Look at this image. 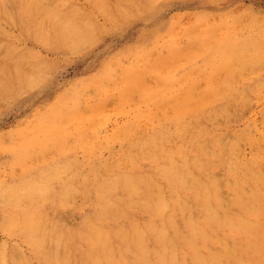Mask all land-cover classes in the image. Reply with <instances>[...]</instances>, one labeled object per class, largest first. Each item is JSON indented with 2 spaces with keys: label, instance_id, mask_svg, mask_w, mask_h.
<instances>
[{
  "label": "rangeland",
  "instance_id": "rangeland-1",
  "mask_svg": "<svg viewBox=\"0 0 264 264\" xmlns=\"http://www.w3.org/2000/svg\"><path fill=\"white\" fill-rule=\"evenodd\" d=\"M30 1L2 0L4 5L0 2V253L5 260L2 263L107 264L103 256H110L108 264H154L161 260L165 264H213L209 256L213 254L221 264H264V0ZM52 7L56 14H67L69 21L54 14ZM109 8L111 12L106 13ZM49 12L52 19L55 16L61 19L58 25L49 22L52 20ZM76 17L83 19L81 26ZM41 22L46 31H38ZM17 77H21L19 81ZM124 128L129 129L127 134ZM56 192L61 194L56 196ZM159 231L166 238H160ZM139 235L145 249L138 245ZM103 247L107 249L102 250ZM11 260L15 263H10Z\"/></svg>",
  "mask_w": 264,
  "mask_h": 264
},
{
  "label": "bare ground",
  "instance_id": "bare-ground-1",
  "mask_svg": "<svg viewBox=\"0 0 264 264\" xmlns=\"http://www.w3.org/2000/svg\"><path fill=\"white\" fill-rule=\"evenodd\" d=\"M27 1H28V0H27ZM34 1H35V0H34ZM39 1H40V0H39ZM59 1H60V0H59ZM61 1H63V0H61ZM95 1H96V0H94V2H95ZM116 1H118V0H116ZM155 1H156V0H155ZM0 2H1V4H3V3H2V0H0ZM7 2H9V0H7ZM31 2H33V1L31 0L30 3H31ZM40 2H41V1H40ZM68 2H69V1H68ZM101 2H102V1H101ZM122 2H124V1H121V3H122ZM136 2H137V1H136ZM35 3H37V1H35ZM53 3H54V2H53ZM106 3H107V2H106ZM116 3H117V2H115V5H116ZM118 3H119V4H118ZM118 3H117V5H123V4H124V3L121 4L120 2H118ZM126 4H128V3H126ZM153 4H154V3H153ZM3 5H4V4H3ZM32 5H33V7L36 6V5L34 6L33 3H32ZM52 5H53V4H52ZM105 5H106V4H105ZM8 6H9V5H8ZM10 6H11V8L13 7L11 4H10ZM10 6H9V8H10ZM38 6L41 7V10H42V6H41V5H38ZM57 6H58V5H57ZM63 6H64V5H63ZM74 6H75V5H74ZM99 6L102 7L103 5H100V4H99ZM106 6H107V5H106ZM124 6H125V4H124ZM132 6H133V5L131 4V7H132ZM76 7H77V6H76ZM101 7H100V8H101ZM115 7H116V6H115ZM118 7H119V6H118ZM125 7H126V6H125ZM137 7H138V6H137ZM148 7H149V6H148ZM151 7H152V6H151ZM2 8H3V7H2ZM5 8H6V6H5ZM23 8H24V7H23ZM37 8H38V7H37ZM43 8H44V7H43ZM49 8H51V7H49ZM55 8H56V7H55ZM102 8H105V7H102ZM102 8H101V9H102ZM138 8H139V7H138ZM153 8H154V7H153ZM7 9H8V8H7ZM31 9H32V8H31ZM44 9H45V8H44ZM44 9H43V10H44ZM73 9H75V8L73 7ZM79 9H80V8H79ZM81 9H82V8H81ZM81 9H80V10H81ZM110 9H111V8H109V10L106 9V10H107L106 13H108V12L110 13V12H111ZM116 9H117V8H116ZM134 9H135V7H134ZM154 9H155V8H154ZM10 10H11V9H10ZM34 10H35V9H33L32 11H34ZM57 10H59V9H57ZM69 10H72V9L69 8ZM69 10H68V11H69ZM103 10L105 11V9H103ZM121 10H122V9H121ZM139 10H140V9H139ZM3 11H4V10H3ZM8 11H9V10H8ZM11 11H12V10H11ZM46 11H47V9H46ZM51 11L54 13L55 10H53V7H52V10H51ZM65 11H66V10H65ZM75 11H77V9H76ZM75 11L73 10V12H75ZM101 11H102V10H101ZM104 11H103V12H104ZM117 11H118V10H117ZM132 11H133V9H132ZM140 11H141V10H140ZM151 11H152V10H151ZM62 12H63V10H62ZM66 12H67V11H66ZM77 12H78V11H77ZM79 12H80V11H79ZM81 12H83V11H81ZM81 12H80V13H81ZM118 12H119V11H118ZM121 12H122V11H121ZM128 12H129V10H128ZM137 12H138V11H137ZM141 12H142V11H141ZM145 12H146V11H145ZM1 13H2V12H1ZM12 13H13V11L11 12V14H12ZM38 13H39V12H38ZM47 13H48V12H47ZM49 13H50V12H49ZM58 13H59V12H58ZM63 13H64V12H63ZM71 13H72V12H71ZM122 13H123V12H122ZM125 13H126V12H125ZM129 13H130V12H129ZM149 13H150V12H149ZM11 14H9V15H11ZM39 14H40V13H39ZM43 14H44V13H43ZM54 14H56V13H54ZM64 14H65V13H64ZM73 14H74V13H73ZM146 14H147V13H146ZM150 14H151V13H150ZM4 15H6V14H4ZM45 15H46V14H45ZM45 15H44V16H45ZM49 15H50V17H51L50 19H52V16H53V15H52L51 13H50ZM56 15H58V17H59L60 15H62V13L60 12L59 14H56ZM66 15H67V14H66ZM66 15H64V16L62 15L63 17H61V19H63ZM106 15H107V14H106ZM109 15H110V14H109ZM109 15H108V16H109ZM113 15H114V13H113ZM123 15H124V13H123ZM123 15H122V16H123ZM131 15H132V14H131ZM11 16H12V15H11ZM42 16H43V15H42ZM44 16H43V17H44ZM46 16H48V15H46ZM46 16H45V17H46ZM67 16H68V15H67ZM77 16H79V15H77ZM116 16H117V15H116ZM138 16H139V15H138ZM2 17H3V16H2ZM12 17H13V16H12ZM12 17H10V18H12ZM58 17H57V18H58ZM110 17H111V16H110ZM125 17H127V16H125ZM255 17H256V16H255ZM260 17H261V15H260ZM260 17H259V18H260ZM41 18H42V17H41ZM47 18H48V20H50L49 17H47ZM47 18H45V19H47ZM57 18H56V16L53 17V19H55L56 22H55V21L53 22V19L50 20L49 22L52 21V23H54L53 25L56 26L55 23H57V25H58V23H59L60 20H61V19H60V20L58 19L59 22H57V21H58ZM66 18H68V17H65L64 19H66ZM69 18H70V16H69ZM76 18H77V17H76ZM127 18H128V17H127ZM250 18H251V17H250ZM2 19H3V18H2ZM12 19H13V18H12ZM45 19L43 18V20H45ZM72 19H73V18H72ZM78 19H79V21H80V20H81V21L83 20V19H80V17H78L77 20H78ZM252 19H253V18H252ZM43 20H42V21H43ZM247 20H248V18H247ZM45 21H46V20H45ZM66 21H69V19H66ZM66 21H65V22H66ZM73 21H76L75 18H74ZM73 21H72L71 23H73ZM79 21H77V22H79ZM81 21L78 23L79 25H80ZM4 22H5V21H4ZM62 22H63V21H62ZM77 22H76V24H77ZM245 22H246V20H245ZM245 22H244V23H245ZM250 22H251V21H250ZM256 22H258V21H256ZM14 23H15V22H14ZM43 23L45 24L44 21H43ZM43 23H42V22L40 23V25H42V27H43ZM247 23H248V22H247ZM16 24H17V23H16ZM252 24H253V23H252ZM257 24H258V23H257ZM3 25H4V24H3ZM13 25L15 26V24H13ZM40 25L38 26V27L40 28V30L38 29V31L40 32V31H42V30H44V29H45V31H46V28H47V27H46V28H45V27L42 28ZM46 25H47V22H46ZM61 25H62V23H61ZM63 25H64V22H63ZM73 25H75V23H73ZM79 25H78V27H79ZM84 25H85V24H84ZM87 25H88V24H87ZM249 25H250V24H249ZM11 26H12V25H11ZM47 26H48V25H47ZM55 26H54V27H55ZM65 26H67L66 23H65ZM65 26H63L64 29H66ZM75 26H76V25H75ZM80 26H81V25H80ZM236 26H238V25H236ZM236 26H235V27H236ZM246 26H247V24H246ZM250 26H251V25H250ZM12 27H13V26H12ZM52 27H53V26H52ZM54 27H53V28H54ZM88 27H89V25H88ZM240 27H241V25H240ZM240 27H239V28H240ZM244 27H245V25H244ZM57 28H58V27H57ZM229 28H230V27H229ZM248 28H249V27H248ZM253 28H254V27H253ZM4 29H5V28H4ZM41 29H42V30H41ZM61 29H62V27H61ZM61 29H60V31H61ZM71 29H72V28H71ZM235 29H236V28H235ZM241 29H242V28H241ZM244 29H245V28H244ZM52 30H53V29H52ZM55 30H56V28H55ZM58 30H59V29H58ZM56 31H57V30H56ZM62 31H63V30H62ZM65 31H66V30H65ZM232 31H233V29H232ZM241 31H244V30H241ZM71 32H72V31H71ZM213 32H214V31H213ZM237 32H238V31H237ZM42 33H44V32H42ZM48 33H49V32H47L46 34H48ZM55 33H56V32H55ZM36 34H37V33H36ZM40 34H41V33H40ZM61 34H63V33L61 32ZM70 34H71V33H70ZM72 34H73V32H72ZM72 34H71V35H72ZM226 34H227V33H226ZM27 35H28V34H27ZM219 35H220V33H219ZM41 36L44 37V35H39V38H40ZM196 36H198V35H196ZM225 36H226V35H225ZM257 36H258V35H257ZM77 37L80 38L79 36H77ZM194 37H195V36H194ZM206 37H207V36H206ZM68 38H69V37H67V40H68ZM70 38H71V37H70ZM195 38H196V37H195ZM198 38H200V37H198ZM50 39H51V37H50ZM65 39H66V38H65ZM193 39H194V38H193ZM211 39H212V38H211ZM39 40H40V39H39ZM42 40H44V39H42ZM201 40H202V39H201ZM203 40H204V39H203ZM203 40H202V41H203ZM212 40L215 41V39H212ZM45 41H46V40H45ZM69 41H70V40H69ZM205 41H206V40H205ZM210 41H211V40H210ZM218 41H219V40H218ZM218 41H216V42H218ZM248 41H249V40H248ZM263 41H264V40H263ZM46 42H47V41H46ZM203 42H204V41H203ZM42 43H43V42H42ZM44 43H45V42H44ZM67 43H68V42H67ZM210 43H211V42H210ZM214 43H215V42H214ZM226 43H227V42H226ZM211 44H212V43H211ZM217 44H219V43H217ZM1 46H2V45H1ZM7 46H9V45H7ZM219 46H220V44H219ZM189 47H190V46H189ZM192 47H193V46H191V48H192ZM213 47H215V46H213ZM220 47H221V46H220ZM197 48H198V46H197ZM218 48H219V47H218ZM7 49H9V48H7ZM170 49H171V48H170ZM210 49H211V48H210ZM210 49H208V50H210ZM213 49H214V48H213ZM9 50H10V49H9ZM215 50H218V49H215ZM220 50H221V49H220ZM222 50H225V49H222ZM16 51H17V50H16ZM190 51H191V49H190ZM198 51H199V50H198ZM212 51H213V50H212ZM191 52H192V51H191ZM218 52H219V51H218ZM221 52H222V51H221ZM192 53H193V52H192ZM206 53H207V52H206ZM208 53H210V52H208ZM208 53H207V54H208ZM214 53H216V52H214ZM202 54H204V53H202ZM207 54H205V55H207ZM194 55H198V54L195 53ZM190 56H191V55H190ZM214 57H216V55H215ZM172 58H173V57H172ZM211 58H212V57H211V55H210V59H211ZM220 58H221V57H220ZM214 59H215V58H214ZM194 60H195V59H194ZM199 60H200V59H199ZM142 61H143V60H142ZM218 61H219V60H218ZM232 61H233V60H232ZM144 62H145V61H144ZM196 63H197V62H196ZM211 63H212V62H211ZM213 63H214V62H213ZM213 63H212V64H213ZM194 64H195V63H194ZM192 65H193V64H192ZM199 65H200V64H199ZM199 65H198V67L200 68ZM201 65H202V64H201ZM209 65H210V64H209ZM215 65H216V63H215ZM221 65H222V64H221ZM221 65H220V66H221ZM31 66H32V65H31ZM143 66H144V65H143ZM190 66H191V65H190ZM202 66H203V65H202ZM206 66H208V65H206ZM33 67H34V66H33ZM162 67H164V65H163ZM214 67H215V66H214ZM222 67H224V66L222 65ZM251 67H255V65H254V66H251ZM251 67H250V69H251ZM179 68H180V67H179ZM184 68H185V67H184ZM176 69H177V68H176ZM207 69H208V68H207ZM218 69H219V68H218ZM246 69H247V68H246ZM131 70H132V69H131ZM162 70H163V72H164V68H163ZM168 70H169V69H168ZM174 70H175V69H174ZM201 70H203V69H201ZM205 70H206V69H205ZM205 70H204V71H205ZM219 70H220V69H219ZM224 70H225V69H224ZM252 70H253V69H251V70H249V71L252 72ZM136 71H137V70H136ZM182 71H183V70H182ZM197 71H198V69H197ZM204 71H203V72H204ZM246 71H247V70H246ZM160 72H162V71H160ZM169 72H170V71H169ZM191 72H192V71H191ZM216 72H217V71H216ZM242 72H243V70H242ZM256 72H257V71H256ZM123 73H124V72H123ZM153 73H154V72H153ZM167 73H168V72H167ZM174 73H175V72H174ZM193 73H195V72H193ZM200 73H201V72H200ZM239 73H240V72H239ZM235 74H237V73H235ZM235 74H234V75H235ZM246 74H247V73H246ZM165 75H166V74H165ZM221 75H222V74H221ZM223 75H224V73H223ZM230 75H233V74H230ZM15 76H16V75H15ZM26 76H27V74H26ZM169 76H170V75H169ZM200 76H201V75H200ZM213 76H214V75H213ZM224 76H225V75H224ZM224 76H223V77H224ZM228 76H229V75H228ZM18 77H19V76H18ZM18 77H17V79H18ZM114 77H115V76H114ZM165 77H166V76H165ZM205 77H206V76H205ZM232 77H233V76H232ZM234 77H235V76H234ZM250 77H251V76H250ZM4 78H7V76L4 77ZM20 78H21V77H20ZM20 78H19V79H20ZM24 78H25V77H24ZM26 78H27V77H26ZM26 78H25V79H26ZM100 78H101V77H100ZM172 78H173V77H172ZM212 78H213V77H212ZM221 78H222V77H221ZM228 78H229V77H228ZM228 78H227V79H228ZM236 78H237V77H236ZM19 79H18L17 81H19ZM101 79H103V78H101ZM105 79H106V78H105ZM210 79H211V77H210ZM214 79H215V78H214ZM240 79H241V78H240ZM15 80H16V79H15ZM165 80H166V79H165ZM192 80H193V79H192ZM207 80H208V79H206V81H207ZM220 80H221V79H220ZM238 80H239V79H238ZM238 80H237V81H238ZM2 81H3V80H2ZM21 81H22V80H21ZM21 81H20V82H21ZM184 81H185V80H184ZM214 81H215V80H214ZM216 81H217V79H216ZM234 81H235V80L233 79V82H234ZM237 81H236V82H237ZM239 81H240V80H239ZM239 81H238V82H239ZM246 81H248V80H246ZM256 81H257V80H256ZM103 82H104V81H103ZM105 82H106V81H105ZM202 82H203V81H202ZM242 82H244V81L242 80ZM261 82H262V80H261ZM4 83H5V82H4ZM11 83H12V82H11ZM21 83L23 84V82H21ZM21 83H20V84H21ZM173 83H174V82H173ZM198 83H199V82H198ZM200 83H201V82H200ZM212 83H213V81H212ZM217 83H218V81H217ZM221 83H223V81H222ZM228 83H229V82H228ZM174 84H175V83H174ZM203 84H204V83H203ZM203 84H202L201 86H203ZM231 84H233V83H231ZM0 85H1V84H0ZM4 85H5V84H4ZM154 85H155V84H154ZM229 85H230V84H229ZM235 85H236V84H235ZM258 85H259V83H258ZM14 86H16V85H14ZM194 86H195V85H194ZM205 86H206V85H205ZM217 86H219V85H217ZM221 86H222V85H221ZM231 86H232V85H231ZM231 86H230V87H231ZM236 86H237V85H236ZM154 87H155V86H154ZM156 87H157V86H156ZM192 87H193V86H192ZM207 87H208V86H207ZM207 87H206V90H207ZM209 87H210V86H209ZM233 87H234V85H233ZM133 88H135V87H133ZM133 88H131V89H133ZM136 88H137V87H136ZM138 88H139V87H138ZM194 88H196V87H193L192 89H194ZM199 88H200V86H199ZM218 88H219V87H218ZM218 88H217V90H218ZM222 88H223V87H222ZM224 88H225V87H224ZM139 89H140V88H139ZM203 89H204V88H203ZM226 89H227V88H226ZM235 89H236V88H235ZM251 89H252V88H251ZM133 90H134V91H137V93L139 92L137 89H136V90L133 89ZM196 90H197V88H196ZM243 90H244V89H243ZM127 91H129V88H127ZM130 91H131V90H130ZM190 91H191V89H190ZM190 91H188V92H190ZM171 92H172V91H171ZM191 92H193V91H191ZM208 92H209V91H208ZM208 92H207V93H208ZM225 92L227 93V91H225ZM167 93H168V92H167ZM207 93H206L205 95H207ZM211 93H212V92H210L209 94H211ZM229 93H230V92H229ZM125 94H127V93L125 92ZM134 94H135V93H134ZM220 94H221V93H220ZM247 94H248V93H247ZM123 95H124V94H123ZM127 95H128V94H127ZM229 95H232V94H229ZM124 96H125V95H124ZM124 96H123V97H124ZM207 96H208V95H207ZM243 96H246V95H243ZM248 96H249V95H248ZM150 97H153V96H150ZM169 97H170V95H169ZM178 97H179V96H178ZM190 97H191V96H190ZM195 97H196V96H195ZM210 97H211V96H210ZM210 97H209V98H210ZM227 97H228V96H227ZM154 98H155V97H154ZM162 98H163V97H162ZM176 98H177V97H176ZM182 98H183V96H182ZM186 98H187V97H186ZM201 98H202V97H201ZM209 98H208V99H209ZM214 98H215V97H214ZM219 98H221L220 95H219ZM240 98H241V97H240ZM180 99H181V98H180ZM190 99H191V98H190ZM194 99H195V98H194ZM234 99H235V98H234ZM252 99H253V98H252ZM252 99H251V100H252ZM158 100H159V99H156V101H158ZM204 100H206V99L204 98ZM215 100H216V99H215ZM218 100H219V99H218ZM235 100H236V99H235ZM162 101H163V100H162ZM196 101H198V100L196 99ZM196 101H195V102H196ZM229 101H230V100H229ZM232 101H233V100H232ZM240 101H241V100H240ZM243 101H244V100H243ZM163 102H164V101H163ZM212 102H213V101H212ZM161 103H162V102H161ZM169 103H170V102H169ZM196 103H197V102H196ZM230 103H231V102H230ZM236 103H237V102H236ZM244 103H246V102H244ZM212 104H213V103H212ZM226 104H227V107H228V104H229V103L226 102ZM233 104L235 105V103H233ZM239 104H240V102H239ZM246 104H247V103H246ZM112 105H113V104H112ZM165 105H166V104H165ZM182 105H183V104H182ZM231 105H232V103H231ZM62 106H63V105H62ZM189 106H190V105H189ZM220 106H222V104H221ZM244 106H245V105H244ZM229 107H230V106H229ZM235 107H236V105H235ZM235 107L233 108V109H234V110H233L234 112H235ZM60 108H62V107L60 106ZM237 108H238V107H237ZM213 109H214V108H213ZM224 109H225V108H224ZM214 110H215V109H214ZM217 110H218V109H217ZM225 110H226V109H225ZM236 110H237V109H236ZM60 111H61V110H60ZM66 111H68V110H66ZM175 111H176V110H175ZM181 111H182V110H181ZM195 111H197V110H195ZM210 111H211V110H210ZM223 111H224V110H223ZM61 112H62V111H61ZM63 112H64V111H63ZM185 112H186V111H185ZM193 112H194V110H193ZM200 112H201V111H200ZM215 112H216V111H215ZM221 112H222V111H221ZM224 112H225V111H224ZM228 112H229V111H228ZM204 113H205V112H204ZM211 113H213V112L211 111ZM216 113H217V112H216ZM230 113H233V112H230ZM77 114H78V113H77ZM172 114H173V113H172ZM185 114H186V113H185ZM185 114H184V115H185ZM235 114H236V113H235ZM249 114H250V113H249ZM211 115H212V114H211ZM211 115H208V117L211 116ZM220 115H221V114H220ZM263 115H264V114H263ZM164 116H165V115H164ZM185 116H186V115H185ZM204 116H205V115H204ZM223 116H224V115H223ZM231 116H232V115H231ZM176 117H177V116H176ZM176 117H175V118H176ZM180 117H181V116H180ZM200 117H202V116H200ZM235 117H236V116H235ZM173 118H174V117H173ZM189 118H190V117H189ZM217 118H218V117H217ZM238 118H239V117H238ZM156 119H157V118H156ZM242 119H243V118H242ZM262 119H263V118H262ZM158 120H159V119H158ZM183 120H184V119H183ZM239 120H241V118H240ZM160 121H161V120H160ZM160 121H159V122H160ZM162 121H163V120H162ZM165 121H166V120H165ZM187 121H188V120H187ZM189 121L191 122L190 119H189ZM154 122H155V121H154ZM163 122H164V121H163ZM166 122H167V121H166ZM197 122H198V121H197ZM225 122H226V121H225ZM228 122H229V121H228ZM232 122H233V121H232ZM236 122H237V121H236ZM181 123H182V122H181ZM183 123H184V122H183ZM185 123H186V122H185ZM234 123H235V121H234ZM248 123H249V122H248ZM128 124L130 125V123H128ZM128 124H127V125H128ZM197 124H198V123H197ZM134 125H135V124H134ZM157 125H159V124L157 123ZM162 125H164V124H162ZM187 125H188V124H187ZM198 125H199V124H198ZM200 125H202V124H200ZM203 125H204V123H203ZM246 125H247V123H246ZM131 126H132V125H131ZM152 126H153V124H152ZM243 126H244V125H243ZM243 126H242V127H243ZM61 127L65 128L64 126H61ZM125 127H126V126H125ZM127 127H129V129H130V126H127ZM134 127H135V126H134ZM173 127H174V126H172V128H173ZM203 127L205 128L206 125L203 126ZM248 127H249V126H248ZM120 128H121V127H120ZM132 128H133V127H132ZM132 128H131V129H132ZM161 128H162V127H161ZM127 129H128V128H127ZM127 129H126V130H127ZM129 129H128V130H129ZM152 129H153V128H152ZM158 129H159V128H158ZM120 130H121V129H120ZM124 130H125V128L123 129V132H124ZM126 130H125V133L127 132ZM159 130H160V129H159ZM159 130H158V131H159ZM169 130H170V129H169ZM57 131H59V130H57ZM91 131H92V130H91ZM121 131H122V130H121ZM130 131H131V130H130ZM160 131H161V130H160ZM185 131H186V130H185ZM199 131H200V130H199ZM116 132H117V131H116ZM118 132H120V131H118ZM128 132H129V131H128ZM135 132H136V131H135ZM145 132H146V131H145ZM154 132H155V131H154ZM161 132H162V131H161ZM161 132H159V133H161ZM167 132H169V131H167ZM179 132H180V130H179ZM205 132H207V131L205 130ZM215 132H216V131H215ZM120 134H121V133H120ZM120 134H118V135H120ZM126 134H127V133H126ZM126 134H125V135H126ZM138 134H139V132H138ZM177 134H178V133H177ZM224 134H225V133H224ZM121 135H123V133H122ZM125 135H124V136H125ZM204 135H205V134H204ZM210 135H211V134H210ZM212 135H213V134H212ZM226 135H227V134H226ZM93 136H94V133H93ZM127 136H128V135H127ZM151 136H152V134H151ZM185 136H186V135H185ZM229 136H230V135H229ZM113 137H116V135H114ZM119 137H120V136H119ZM153 137H154V136H153ZM224 137H225V136H224ZM224 137H223V139H224ZM242 137H243V136H242ZM105 138H106V137H105ZM116 138H117V137H116ZM146 138H147V137H146ZM160 138H161V137H160ZM160 138H159V139H160ZM165 138H166V137H165ZM180 138H181V137H180ZM107 139H108V138H107ZM125 139H126V138H125ZM133 139H134V138H133ZM163 139H164V138H163ZM163 139H162V141H163ZM167 139H168V138H167ZM181 139H182V138H181ZM194 139H195V138H194ZM219 139H220V138H219ZM232 139H233V138H232ZM238 139H239V138H238ZM238 139H237V140H238ZM141 140H142V138H141ZM160 140H161V139H160ZM160 140H159V141H160ZM168 140H169V139H168ZM221 140H222V139H221ZM233 140H234V139H233ZM237 140H236V141H237ZM109 141H110V140H109ZM135 141H136V140H135ZM142 141H143V140H142ZM185 141H186V140H185ZM190 141H191V140H190ZM227 141H228V140H227ZM132 142H133V141H132ZM164 142H165V141H164ZM208 142H209V141H208ZM217 142H219V141H217ZM237 142H238V141H237ZM134 143H135V142H134ZM134 143H133V144H134ZM139 143H140V142H139ZM147 143H148V142H147ZM153 143L156 144V142H153ZM168 143H170V142L168 141ZM182 143H183V142H182ZM196 143H197V142H196ZM212 143H213V142H212ZM222 143H223V142H222ZM231 143H232V142H231ZM235 143H236V142H235ZM197 144H198V143H197ZM199 144H200V143H199ZM217 144H218V143H217ZM98 145H99V144H98ZM173 145H174V144H173ZM218 145H220V144H218ZM231 145H233V144H231ZM238 145H240V144H238ZM95 146H96V144H95ZM102 146H103V145H102ZM140 146H141V145H140ZM151 146H152V145H151ZM229 146H230V145H229ZM236 146H237V145H236ZM99 147H100V146H99ZM144 147H145V146H144ZM199 147H200V146H199ZM204 147H205V146H204ZM208 147H209V145H208ZM152 148H153V147H152ZM152 148H150V149H152ZM176 148H177V147H176ZM209 148H210V147H209ZM140 149H141V148H140ZM140 149H139V150H140ZM210 149H211V148H210ZM91 150H92V149H91ZM97 150H98V149H97ZM99 150H100V149H99ZM88 151H89V150H88ZM219 151H220V150H219ZM235 151H236V150H235ZM133 152H134V151H133ZM133 152H132V153H133ZM135 152H136V151H135ZM138 152H139V151H138ZM211 152H212V151H211ZM143 153H144V152H143ZM143 153H142V154H143ZM216 153H217V152H216ZM232 153H233V152H232ZM22 154H23V153H22ZM136 154H137V153H136ZM19 155H21L20 152L18 153V156H19ZM143 155H144V154H143ZM143 155H142V156H143ZM153 155H154V154H152V156H153ZM161 155H162V154H161ZM183 155H184V154H183ZM183 155H182V156H183ZM214 155H215V154H214ZM221 155H222V154H221ZM237 155H238V154H237ZM18 156H16V157H18ZM130 156H131V155H130ZM133 156H134V154H133ZM133 156H132V157H133ZM139 156H140V155H139ZM144 156H145V155H144ZM234 156H235V155H234ZM137 157H138V156H137ZM153 157H154V156H153ZM211 157H212V156H211ZM257 157H258V156H257ZM138 158H139V157H138ZM161 158H162V157H161ZM172 158H173V157H172ZM228 158H229V157H228ZM32 159H33V158H32ZM37 159H38V158H37ZM41 159H43V158H41ZM129 159H130V157H129ZM156 159H157V158H156ZM196 159H197V158H196ZM205 159H206V158H205ZM19 160H20V159H19ZM21 160H23V159H21ZM72 160H73V159H72ZM144 160H145V159H144ZM189 160H191V157H190ZM38 161H39V160H38ZM121 161H122V160H121ZM148 161H149V160H148ZM155 161H156V160H155ZM187 161H188V160H187ZM187 161H186V162H187ZM192 161H193V159H192ZM195 161H196V160H195ZM254 161H255V160H254ZM26 162H29V160L26 161ZM39 162L41 163L42 161H39ZM59 162H60V161H59ZM68 162H72V161L70 160V161H68ZM80 162H81V161H80ZM129 162H130V161H129ZM149 162H150V161H149ZM151 162H152V161H151ZM176 162H178V161H176ZM204 162H205V161H204ZM204 162H203V163H204ZM206 162H207V160H206ZM218 162H219V161H218ZM32 163H33V162H32ZM119 163H121V162H119ZM171 163H172V162H171ZM180 163H181V162H180ZM190 163H192V162L190 161ZM197 163H198V162H197ZM199 163H200V162H199ZM58 164H59V163H58ZM209 164H210V163H209ZM14 165H15V163H14ZM33 165H34V164H33ZM61 165H62V164H61ZM76 165H77V164H76ZM115 165H116V164H115ZM155 165H157V164H155ZM229 165H230V164H229ZM231 165H232V164H231ZM25 166L27 167V165H25ZM64 166H65V165H64ZM117 166H118V165H117ZM158 166H159V165H158ZM160 166H161V165H160ZM162 166H163V165H162ZM168 166H169V165H168ZM171 166H172V164H171ZM173 166H174V165H173ZM15 167H16V166H15ZM17 167H18V165H17ZM72 167H73V166H72ZM75 167H76V166H75ZM148 167H149V166H147V168H148ZM154 167H155V166H154ZM177 167H178V163H177ZM37 168H38V167H37ZM80 168H81V167H80ZM155 168H156V167H155ZM161 168H162V167H161ZM169 168H170V167H169ZM174 168H175V166H174ZM251 168H252V167H251ZM18 169H19V168H18ZM18 169H16V170H18ZM39 169H40V168H38V170H39ZM115 169H116V168H115ZM150 169H151V168H150ZM158 169H159V168H158ZM246 169H247V168H246ZM68 170H69V169H68ZM70 170H72V168H71ZM148 170H149V169H148ZM153 170H154V169H153ZM188 170H189V169H188ZM229 170H230V169H229ZM250 170H251V169H250ZM253 170H254V169H253ZM258 170H259V169H258ZM41 171H42V170H41ZM78 171H79V170H78ZM154 171H155V170H154ZM205 171H206V170H205ZM247 171H248V170H247ZM35 172H36V171H35ZM124 172H125V171H124ZM146 172H148V171H146ZM151 172H152V171H151ZM176 172H177V171H175V173H176ZM186 172H187V171H186ZM207 172H208V171H207ZM243 172H244V171H243ZM255 172H256V171H255ZM262 172H263V171H262ZM105 173H107V171H106ZM141 173H142V172H141ZM170 173H171V172H170ZM173 173H174V172H173ZM33 174H34V173H33ZM57 174H58V173H57ZM139 174H140V172H139ZM142 174H143V173H142ZM163 174H165V173H163ZM171 174H172V173H171ZM187 174H188V173H187ZM189 174H190V172H189ZM205 174H206V173H205ZM211 174H212V173H211ZM213 174H214V173H213ZM63 175H64V174H63ZM136 175H137V174H136ZM152 175H153V174H152ZM159 175H161V174H159ZM172 175H173V174H172ZM177 175H178V174H177ZM182 175H184L183 172H182ZM195 175H196V174H195ZM17 176H18V175H17ZM29 176H30V174H29ZM61 176H62V175H61ZM86 176H87V175H86ZM110 176H111V175H110ZM124 176H125V175H124ZM129 176L131 177V175H129ZM146 176H147V175H146ZM146 176H145V177H146ZM163 176H164V175H163ZM173 176H174V175H173ZM175 176H176V175H175ZM184 176H185V175H184ZM246 176H247V175H246ZM12 177H13V175H12ZM20 177H21V176H20ZM25 177H26V176H25ZM27 177H28V176H27ZM30 177H32V176H30ZM62 177H63V176H62ZM84 177H85V176H84ZM101 177H103V176H101ZM105 177H106V176H105ZM105 177H104V178H105ZM130 177H129V178H130ZM154 177H155V176H154ZM159 177H160V176H159ZM176 177H177V176H176ZM176 177H175V178H176ZM179 177H180V176H179ZM196 177H197V175H196ZM211 177H212V176H211ZM230 177H232V176H230ZM241 177H242V176H241ZM22 178H23V177H22ZM59 178H60V177H59ZM71 178H72V177H71ZM73 178H74V177H73ZM76 178H77V177H76ZM97 178H98V177H97ZM110 178H111V177H110ZM110 178H109V179H110ZM114 178H115V177H114ZM126 178H127V176H126ZM126 178H125V179H126ZM131 178H133V177H131ZM138 178H139V177H138ZM221 178H222V177H221ZM233 178H234V177H233ZM25 179H26V178H25ZM68 179H69V178H68ZM81 179H82V178H80L79 180H81ZM101 179H102V178H101ZM147 179H148V178H147ZM178 179H179V178H178ZM199 179H200V178H199ZM222 179H223V178H222ZM236 179H237V178H236ZM60 180H61V179H60ZM99 180H100V179H99ZM106 180H108V178H107ZM106 180H105V181H106ZM129 180H130V179H129ZM188 180H189V179H188ZM202 180H203V179H202ZM213 180H214V179H213ZM217 180H218V179H217ZM226 180H227V179H226ZM13 181H14V180H13ZM16 181H17V180H16ZM70 181H71V180H70ZM105 181H104V182H105ZM138 181H139V180H138ZM170 181H171V180H170ZM175 181L177 182V180H175ZM197 181H198V180H197ZM220 181H222V180H220ZM223 181H224V180H223ZM233 181H234V180H233ZM19 182H20V181H19ZM43 182H44V181H43ZM45 182H46V181H45ZM72 182H73V181H72ZM98 182H100V181H98ZM135 182H136V179H135L134 183H135ZM208 182H209V181H208ZM228 182H229V181H228ZM234 182H235V181H234ZM5 183H7V182H5ZM12 183H13V182H12ZM60 183H61V181H60ZM65 183H66V182H65ZM73 183H74V182H73ZM73 183H72V184H73ZM75 183H76V182H75ZM80 183H81V182H80ZM95 183H96V181H95ZM127 183H128V181H127ZM130 183H131V182H130ZM138 183H139V182H138ZM138 183H137V185H138ZM142 183H143V182H142ZM146 183H147V182H146ZM169 183H170V182H169ZM183 183H184V182H183ZM185 183H186V182H185ZM188 183H189V182H188ZM191 183H192V182H191ZM204 183H205V182H204ZM212 183L214 184V182H212ZM13 184H15V183H13ZM16 184H18V183H16ZM16 184H15V185H16ZM93 184H94V183H93ZM148 184H149V183H148ZM220 184H221V183H220ZM243 184H244V183H243ZM10 185H11V184H10ZM28 185H29V184H28ZM58 185H59V184H58ZM61 185H62V184H61ZM63 185H64V184H63ZM80 185H81V184H80ZM91 185H92V184H91ZM132 185H133V184H132ZM132 185H130V186H132ZM153 185H154V182H153ZM170 185H171V184H170ZM209 185H211V184H209ZM257 185H258V184H257ZM13 186H14V185H13ZM22 186H23V185H22ZM30 186H31V185H30ZM34 186H35V185H34ZM73 186H74V185H73ZM75 186H76V185H75ZM106 186H108V185H106ZM146 186H147V185H146ZM192 186H193V185H192ZM192 186H191V188H192ZM215 186H216V185H215ZM231 186H232V185H231ZM240 186H241V185H240ZM240 186H239V187H240ZM263 186H264V185H263ZM14 187H15V186H14ZM59 187H60V186H59ZM63 187H64V186H63ZM65 187H66V186H65ZM68 187H71V186L69 185ZM96 187H97V186H96ZM102 187H103V186H102ZM111 187H112V186H111ZM116 187H117V186H116ZM124 187H125V185H124ZM136 187H137V186H136ZM175 187H176V186H175ZM211 187H212V185H211ZM211 187H210V188H211ZM221 187H222V186H221ZM259 187H261V186H259ZM12 188H13V187H12ZM22 188H23V187H22ZM41 188L43 189V187H41ZM61 188H62V187H61ZM73 188H74V187H73ZM75 188H76V187H75ZM92 188H93V187H92ZM94 188H95V187H94ZM94 188H93V189H94ZM103 188H104V187H103ZM108 188H109V187H108ZM114 188H115V187H114ZM138 188H140V187H138ZM147 188H148V187H147ZM177 188H178V187H177ZM180 188H181V187H180ZM253 188H254V187H253ZM256 188H257V187H256ZM256 188H255V189H256ZM31 189H32V188H31ZM31 189H29V191H31ZM34 189H35V188H34ZM34 189H33V190H34ZM63 189H65V188H63ZM63 189H62V190H63ZM71 189H72V188H71ZM98 189H99V188H98ZM109 189H110V188H109ZM141 189L144 190L143 187H142ZM169 189H170V188H169ZM174 189H175V188H174ZM227 189H228V188H227ZM6 190H7V189H5V190H3V191H6ZM74 190H75V189H74ZM77 190H78V189H77ZM77 190H76V191H77ZM88 190H89V189H88ZM102 190H103V189H102ZM104 190H106V189H104ZM132 190H133V189H132ZM147 190H148V189H147ZM150 190H151V189H150ZM150 190H149V191H150ZM170 190H171V189H170ZM179 190H180V189H179ZM229 190H230V189H229ZM246 190H247V189H246ZM251 190H252V189H251ZM8 191H9V190H8ZM56 191H58V190H56ZM72 191H73V190H72ZM83 191H84V190H83ZM86 191H87V190H86ZM93 191H94V190H93ZM113 191H114V190H113ZM141 191H142V190H141ZM144 191H145V190H144ZM176 191H177V190H176ZM200 191H202V190H200ZM221 191H222V190H221ZM242 191H243V190H242ZM16 192H17V191H16ZM33 192H34V191H33ZM37 192H40V191L37 190ZM52 192H53V191H52ZM58 192H59V191H58ZM63 192H64V191H63ZM65 192H66V191H65ZM67 192H68V191H67ZM104 192L107 193L106 191H104ZM130 192H131V191H130ZM169 192H171V191H169ZM196 192H197V190H196ZM252 192H253V191H252ZM259 192H260V191H259ZM14 193H15V192H14ZM45 193H46V192H45ZM83 193H84V192H83ZM102 193H103V192H102ZM131 193H132V192H131ZM133 193H134V192H133ZM142 193H143V192H142ZM147 193H148V191H147ZM158 193H159V192H158ZM175 193H176V192H175ZM205 193H206V192H205ZM207 193H208V192H207ZM0 194H1V193H0ZM6 194H7V193H6ZM18 194H19V193H18ZM27 194H28V193H27ZM35 194H36V193H35ZM58 194H59V193L56 192L55 195L58 196ZM60 194H61V193H60ZM60 194H59V195H60ZM80 194H81V193H80ZM135 194H136V193H135ZM140 194H141V193H140ZM145 194H146V193H145ZM154 194H155V193H154ZM167 194H168V192H167ZM203 194H204V193H203ZM237 194H238V193H237ZM2 195H4V194H2ZM8 195H9V194H8ZM10 195H11V194H10ZM19 195H21V194H19ZM33 195H34V194H33ZM37 195H38V194H37ZM50 195H51V194H50ZM55 195H54V196H55ZM68 195H69V194H68ZM88 195H89V194H88ZM100 195H101V194H100ZM127 195H128V194H127ZM201 195H202V194H201ZM258 195H259V193H258ZM12 196H13V194H12ZM14 196H15V195H14ZM16 196H17V195H16ZM70 196H71V195H70ZM86 196H87V193H86ZM115 196H116V195H115ZM119 196H120V194H119ZM148 196H149V195H148ZM226 196H227V195H226ZM229 196H230V195H229ZM231 196H232V195H231ZM240 196H241V195H240ZM3 197H4V196H3ZM3 197H2V198H3ZM24 197H25V196H24ZM63 197H64V196H63ZM80 197H81V195H80ZM96 197H97V196H96ZM109 197H110V196H109ZM126 197H127V196H126ZM131 197H132V196H131ZM143 197H145V196H143ZM150 197H152V196H150ZM165 197H166V196H165ZM186 197H187V196H186ZM207 197H208V196H207ZM224 197H225V196H224ZM254 197H255V196H253L252 198H254ZM12 198H13V197H12ZM48 198H49V196H48ZM78 198H79V197H78ZM82 198H83V197H82ZM84 198H85V197H84ZM112 198H113V197H112ZM250 198H251V197H250ZM4 199H5V198H4ZM31 199H32V198H31ZM31 199H30V200H31ZM55 199H56V197H55ZM86 199H87V198H86ZM97 199H98V198H97ZM110 199H111V198H110ZM110 199H109V200H110ZM140 199H141V198H140ZM163 199H164V198H163ZM166 199H167V198H166ZM227 199H228V198H227ZM258 199H259V198H258ZM263 199H264V198H263ZM8 200H9V199H8ZM12 200H13V199H12ZM19 200H20V199H19ZM44 200H45V199H44ZM44 200H43V201H44ZM48 200H49V202H50L51 199H48ZM76 200H77V199H76ZM90 200H91V199H90ZM106 200H107V199H106ZM131 200H132V199H131ZM149 200H150V199H149ZM156 200H157V199H156ZM217 200H218V199H217ZM244 200H247V199H244ZM255 200H256V198H255ZM40 201L42 202V200H40ZM40 201H39V203H41ZM95 201H96V200H95ZM121 201H122V200H121ZM154 201H155V200H154ZM218 201H219V200H218ZM238 201H240V200H238ZM250 201H251V200H250ZM253 201H254V200H253ZM47 202H48V201H47ZM69 202H70V201H69ZM78 202H79V201H78ZM131 202H132V201H131ZM148 202H149V201H148ZM148 202H147V203H148ZM156 202H157V201H156ZM169 202H170V201H169ZM235 202H236V201H235ZM255 202H257V201H255ZM2 203H3V201H2ZM33 203H35V201H34ZM44 203H45V202H44ZM80 203H81V202H80ZM106 203H107V202H106ZM124 203H125V202H124ZM142 203H143V202H142ZM144 203H145V202H144ZM167 203H168V202H167ZM239 203H241V202H239ZM261 203H262V202H261ZM3 204H4V203H3ZM94 204H95V202H94ZM130 204H131V203H130ZM190 204H191V203H190ZM203 204H205V203H203ZM224 204H225V203H224ZM230 204H231V203H230ZM232 204H233V203H232ZM259 204H260V203H259ZM23 205H24V204H23ZM48 205H49V204H48ZM55 205H56V204H55ZM62 205H63V204H62ZM73 205H74V204H73ZM73 205H72V206H73ZM96 205H97V204H96ZM101 205H102V204H101ZM101 205H100V207H101ZM107 205H108V203H107ZM110 205H111V204H110ZM169 205H170V204H169ZM262 205H263V204H262ZM31 206H32V205H31ZM31 206H29V207H31ZM34 206H35V205H34ZM42 206H43V205H42ZM66 206H67V205H66ZM120 206H121V205H120ZM148 206H149V205H148ZM157 206H158V205H157ZM161 206L163 207V202H162V201H161ZM161 206H160V207H161ZM178 206H179V205H178ZM212 206H213V205H212ZM226 206H227V205H226ZM244 206H245V205H244ZM251 206H252V205H251ZM259 206H260V205H259ZM13 207H14V206H12V208H13ZM38 207H39V206H38ZM52 207H53V206H52ZM103 207H104V206H103ZM110 207H111V206H110ZM152 207H153V205H152ZM152 207H150V208H152ZM165 207H166V206H165ZM165 207H163V208H165ZM167 207H168V205H167ZM220 207H221V206H220ZM27 208H28V207H27ZM47 208H48V207H47ZM56 208H57V207H56ZM64 208H65V207H64ZM106 208H107V207H106ZM133 208H134V207H133ZM147 208H148V207H147ZM216 208H217V207H216ZM227 208H228V207H227ZM243 208H244V207H243ZM245 208H246V207H245ZM253 208H254V207H253ZM256 208H257V206H256ZM25 209H26V208H25ZM43 209H44V207H43ZM43 209H42V210H43ZM45 209H46V208H45ZM49 209H51V208H49ZM52 209H53V208H52ZM59 209H60V208H59ZM99 209H100V208H99ZM124 209H125V208H124ZM138 209H139V208H138ZM185 209H186V208H185ZM191 209H192V208H191ZM204 209H205V208H204ZM254 209H255V208H254ZM260 209H261V208H260ZM4 210H6V209H4ZM30 210H31V209H30ZM104 210H105V209H104ZM118 210H120V209H118ZM233 210H234V209H233ZM31 211H32V210H31ZM56 211H57V210H56ZM125 211H126V210H125ZM127 211H128V210H127ZM129 211H130V210H129ZM134 211H135V210H134ZM144 211H145V210H144ZM168 211H169V210H168ZM170 211H171V210H170ZM210 211H211V210H210ZM215 211H216V210H215ZM226 211H227V210H226ZM248 211H249V210H248ZM251 211H252V210H251ZM36 212H37V211H36ZM36 212L34 213L35 215H36ZM40 212H41V211H40ZM43 212H44V210H43ZM86 212H87V211H86ZM110 212H112V211H110ZM117 212H118V211H117ZM117 212H116V213H117ZM164 212H165V211H164ZM166 212H167V210H166ZM188 212H189V211H188ZM211 212H212V211H211ZM217 212H218V211H217ZM254 212H255V211H254ZM263 212H264V211H263ZM37 213H38V212H37ZM96 213H98V212H96ZM220 213H221V212H220ZM233 213H235V212H233ZM85 214H86V213H85ZM90 214H91V212H90ZM103 214H104V213H103ZM113 214H114V213H113ZM128 214H129V213H128ZM225 214H226V213H225ZM227 214H228V213H227ZM24 215H25V214H24ZM31 215H32V214H31ZM40 215H41V214H39V216H40ZM81 215H82V214H81ZM88 215H89V213H88ZM109 215H110V214H109ZM118 215H120V213H119ZM131 215H132V214H131ZM159 215H160V214H159ZM163 215H164V213H163ZM165 215H166V214H165ZM186 215H187V214H186ZM207 215H209V213H208ZM234 215H235V214H234ZM240 215H241V214H240ZM18 216H19V215H18ZM39 216H38V217H39ZM52 216H53V215H52ZM70 216H71V215H70ZM84 216H85V215H84ZM126 216H127V214H126ZM204 216H205V215H204ZM222 216H223V215H222ZM34 217H35V216H34ZM38 217H37V218H38ZM46 217H47V216H46ZM80 217H81V216H80ZM110 217H111V216H110ZM120 217H121V216H120ZM154 217H156V216H154ZM169 217H170V216H169ZM227 217H228V216H227ZM237 217H238V216H237ZM243 217H244V216H243ZM30 218H31V217H30ZM32 218H33V217H32ZM40 218H41V217H40ZM82 218H83V217H82ZM111 218H112V217H111ZM133 218H134V217H133ZM259 218H260V217H259ZM42 219H43V218H42ZM47 219H48V218H47ZM131 219H132V217H131ZM134 219H135V218H134ZM209 219H211V218H209ZM209 219H208V220H209ZM221 219H222V218H221ZM221 219H220V221H221ZM234 219H235V218H234ZM234 219H233V220H234ZM246 219H247V218H246ZM252 219H253V218H252ZM34 220H35V218H34ZM79 220H80V219H79ZM108 220H109V219H108ZM172 220H173V219H172ZM212 220H213V219H212ZM250 220H251V218H250ZM37 221H38V220H37ZM57 221H58V220H57ZM91 221H92V220H91ZM129 221H130V220H129ZM129 221H128V223H129ZM222 221H223V220H222ZM241 221H243V220H241ZM254 221H255V220H254ZM1 222H2V221H1ZM13 222H15V221H13ZM34 222H35V221H34ZM41 222H42V221H41ZM85 222H86V221H85ZM93 222H94V220H93ZM111 222H112V221H111ZM186 222H187V221H186ZM228 222H229V221H228ZM236 222H237V221H236ZM256 222H257V221H256ZM259 222H260V220H259ZM259 222H258V223H259ZM20 223H21V222H20ZM37 223H39V222H37ZM42 223H43V222H42ZM58 223H59V222H58ZM78 223H79V222H78ZM78 223H77V224H78ZM91 223H92V222H91ZM133 223H134V222H133ZM143 223H144V222H143ZM163 223H165V222L163 221ZM187 223H188V222H187ZM207 223H209V222H207ZM210 223H211V222H210ZM252 223H253V222H252ZM14 224H15V223H14ZM118 224H119V223H118ZM151 224H152V223H151ZM156 224H157V223H156ZM178 224H179V223H178ZM196 224H197V223H196ZM237 224H238V223H237ZM240 224H241V223H240ZM244 224H246V223H244ZM29 225H30V224H29ZM44 225H45V224H44ZM44 225H43V226H44ZM56 225H57V224H56ZM78 225H80V223H79ZM142 225H143V224H142ZM142 225H141V226H142ZM161 225H162V224H161ZM168 225H169V224H168ZM187 225H188V224H187ZM191 225H192V224H191ZM193 225H194V224H193ZM216 225H217V224H216ZM227 225H228V224H227ZM254 225H256V224H254ZM116 226H117V225H116ZM121 226H122V225H121ZM129 226H130V225H129ZM150 226H151V225H150ZM165 226H167V225H165ZM201 226H202V225H201ZM228 226H229V225H228ZM233 226H234V224H233ZM263 226H264V225H263ZM263 226H262V227H263ZM9 227H10V226H9ZM65 227H66V226H65ZM91 227H93V226H91ZM95 227H96V226H95ZM151 227H152V226H151ZM157 227H158V225H157ZM193 227H194V226H193ZM195 227H196V226H195ZM207 227H208V226H207ZM213 227H214V226H213ZM253 227H254V226H253ZM14 228H15V227H14ZM16 228H17V227H16ZM16 228H15V229H16ZM44 228H45V227H44ZM55 228H56V227H55ZM61 228H62V227H61ZM86 228H87V227H86ZM114 228H115V227H114ZM126 228H127V227H126ZM130 228H131V227H130ZM144 228H145V227H144ZM155 228H156V227H155ZM174 228H175V227H174ZM179 228H180V227H179ZM189 228H190V227H189ZM243 228H245V227H243ZM255 228H256V227H255ZM39 229H42V228H39ZM56 229H57V228H56ZM72 229H73V227H71V230H70V231H72ZM95 229H96V228H95ZM141 229L143 230V228H141ZM166 229H167V228H166ZM197 229H198V228H197ZM203 229H204V228H203ZM213 229H214V228H213ZM216 229H217V228H216ZM236 229H237V228H236ZM252 229H253V228H251V230H252ZM262 229H264V228H262ZM11 230H12V229H11ZM33 230H35V229L33 228ZM46 230L48 231V229H46ZM50 230H51V229H50ZM168 230H169V229H168ZM186 230H187V229H186ZM194 230H196V229H194ZM223 230H224V229H223ZM251 230H250V231H251ZM26 231H27V230H26ZM30 231H31V230H30ZM35 231H36V230H35ZM35 231H34V233H35ZM81 231H83V230H81ZM84 231H85V230H84ZM100 231H101V229H100ZM138 231H140V229H139ZM175 231H176V230H175ZM225 231H226V230H225ZM238 231H240V230H238ZM242 231H243V230H242ZM261 231H262V230H261ZM41 232H43V231H41ZM59 232H60V231H59ZM66 232H67V231H66ZM110 232H111V231H110ZM114 232H115V231H114ZM166 232H167V231H166ZM191 232H192V230H191ZM191 232H190V233H191ZM223 232H224V231H223ZM24 233H25V232H24ZM27 233H28V232H27ZM31 233H32V231H31ZM45 233H46V232H45ZM63 233H64V232H63ZM108 233H109V232H108ZM140 233H141V232H140ZM144 233H145V232H144ZM156 233H157V229H156ZM172 233H173V232H172ZM178 233H179V232H178ZM198 233H199V232H198ZM202 233H203V232H202ZM252 233H253V232H252ZM263 233H264V232H263ZM10 234H11V233H10ZM22 234H23V232H22ZM38 234H39V232H38ZM48 234H49V233H48ZM50 234H52V233H50ZM50 234H49V235H50ZM53 234H54V233H53ZM68 234H69V233H68ZM72 234H73V233H72ZM85 234H86V233H85ZM94 234H95V233H94ZM138 234H139V233H138ZM146 234H147V233H146ZM154 234H155V233H154ZM180 234H181V233H180ZM188 234H189V233H188ZM261 234H262V233H261ZM11 235H12V234H11ZM19 235H20V234H19ZM25 235H26L27 238H28V235H27L26 233H25ZM29 235H31V234H29ZM92 235H93V234H92ZM100 235H101V234H100ZM109 235H110V234H109ZM119 235H121V234H119ZM122 235H123V234H122ZM158 235H159L160 238H163V239L166 238V237L162 234L161 231H159ZM196 235H197V234H196ZM204 235L207 236V234H204ZM216 235H217V234H216ZM258 235H259V234H258ZM32 236H33V235H32ZM35 236H36V234H35ZM38 236H39V235H38ZM38 236H37V237H38ZM45 236L47 237V235H45ZM51 236H52V235H51ZM65 236H66V235H65ZM69 236H70V234H69ZM73 236H75V235H73ZM97 236H98V235H97ZM181 236H182V235H181ZM191 236H192V235H191ZM193 236H194V235H193ZM193 236H192V237H193ZM29 237L32 239L31 236H29ZM39 237H40V236H39ZM39 237H38V238H39ZM102 237L104 238V236H102ZM110 237H111V236H110ZM123 237H124V236H123ZM134 237H135V236H134ZM182 237H183V236H182ZM257 237H258V236H257ZM10 238H11V237H10ZM48 238H49V237H48ZM48 238H47V240H48ZM50 238H51V237H50ZM60 238H61V237H60ZM72 238H73V237H72ZM91 238H92V237H91ZM111 238H112V237H111ZM125 238H126V237H125ZM144 238H145V237H144ZM167 238H168V237H167ZM169 238H170V237H169ZM183 238H184V237H183ZM190 238H191V237H190ZM213 238H214V237H213ZM219 238H220V236H219ZM221 238H222V236H221ZM250 238H251V237H250ZM260 238H261V237H260ZM11 239H12V238H11ZM25 239H26V238H25ZM31 239H30V241H31ZM41 239H42V236H41ZM44 239H45V238H44ZM53 239H54V238H53ZM55 239H56V237H55ZM57 239H58V238H57ZM62 239H63V238H62ZM62 239H61V240H62ZM83 239H84V238H83ZM89 239H90V238H89ZM93 239H94V238H93ZM96 239H98V237H97ZM96 239H94V240L96 241ZM173 239H174V238H173ZM263 239H264V238H263ZM263 239H261V240H263ZM9 240H10V239H9ZM32 240H33V239H32ZM64 240H65V239H64ZM77 240H78V239H77ZM101 240H103V239H101ZM104 240H105V239H104ZM111 240H112V239H111ZM127 240H128V238H127ZM127 240H126V241H127ZM144 240H146V239H144ZM149 240H150V237H149ZM167 240H168V239H167ZM177 240H178V239H177ZM194 240H195V239H194ZM198 240H199V239H198ZM235 240H236V239H235ZM239 240H240V239H239ZM246 240H247V239H246ZM251 240H252V239H251ZM254 240H255V239H254ZM13 241H14V240H13ZM24 241H25V240H24ZM26 241H27V240H26ZM26 241H25V242H26ZM28 241H29V240H28ZM28 241H27V242H28ZM30 241H29V243H30ZM67 241H68V240H67ZM237 241H238V240H237ZM31 242H32V241H31ZM43 242H44V241H43ZM53 242H54V241L51 240V243H52V244H53ZM124 242H125V241H124ZM148 242H149V241H148ZM150 242H152V241H150ZM150 242H149V243H150ZM162 242H163V241H162ZM187 242H188V241H187ZM189 242H191V239H189ZM249 242H250V241H249ZM54 243H55V242H54ZM60 243H61V242H60ZM138 243H139L138 245H139L141 248L145 249V248H144V244H143L144 242H143V239H142V236H141V235L138 236ZM167 243H169V242H167ZM179 243H180V241H179ZM218 243H219V242H218ZM222 243H223V242H222ZM242 243H243V241H242ZM245 243H246V242H245ZM259 243H260V240H259ZM13 244H14V243H13ZM66 244H67V243H66ZM78 244H79V242H78ZM81 244H82V243H81ZM81 244H80V245H81ZM99 244H100V242H99ZM127 244H128V243H127ZM135 244H136V243H135ZM152 244L154 245V243H152ZM176 244H177V243H176ZM225 244H226V243H225ZM228 244H229V243H228ZM246 244H248V243H246ZM263 244H264V242H263ZM4 245H5V244H3L2 246L4 247ZM17 245H18V244H17ZM21 245H22V244H21ZM24 245H26V244H24ZM68 245H69V244H68ZM75 245H76V244H75ZM117 245H118V243H117ZM119 245H120V244H119ZM130 245H131V244H130ZM163 245H164V244H163ZM196 245H197V244H196ZM196 245H195V246H196ZM231 245H232V244H231ZM260 245H261V243H260ZM6 246H7V245H6ZM48 246H49V243H48ZM53 246H54V244H53ZM53 246H52L51 248L54 249ZM62 246H63V245H62ZM64 246H65V245H64ZM97 246H98V245H97ZM105 246H106V245H105ZM149 246H150V245H149ZM221 246H222V245H220V247H221ZM229 246H230V245H229ZM246 246H247V245H246ZM3 247H2V250H3ZM19 247H20V246H19ZM30 247H32V245H31ZM43 247H44V245H43ZM45 247H46V246H45ZM49 247H50V246H49ZM49 247H47V248H49ZM78 247H79V246H78ZM86 247H87V246H86ZM94 247H95V246H93V249H94ZM236 247H238V246H236ZM263 247H264V246H263ZM11 248H13V246H12ZM32 248H33V247H32ZM51 248H50V249H51ZM73 248H74V247H73ZM83 248H84V247H83ZM88 248H89V247H88ZM88 248H87V250H88ZM123 248L125 249V247H123ZM172 248H173V247H172ZM181 248H182V247H181ZM232 248H233V247H232ZM257 248H258V247H257ZM0 249H1V248H0ZM17 249H18V248H17ZM45 249H46V248H45ZM64 249H65V248H64ZM64 249H63V250H64ZM99 249H100V247H99ZM101 249L104 250V249H107V247H103V248H101ZM113 249H114V248H113ZM182 249H183V248H182ZM188 249H189V248H188ZM209 249H211L210 246H209ZM217 249H218V248H217ZM222 249H223V248H222ZM240 249H242V248L239 247V250H240ZM11 250H12V249H11ZM22 250H23V249H22ZM28 250H29V249H28ZM36 250H37V249H36ZM63 250H62V252L64 253ZM81 250H82V248H81ZM96 250H97V249H96ZM102 250H101V251H102ZM120 250H121V249H120ZM130 250H131V249H130ZM132 250H134V249H132ZM141 250H142V249H141ZM163 250H164V249H163ZM183 250H184V249H183ZM183 250H182V251H183ZM190 250H191V249H190ZM223 250H224V249H223ZM246 250H247V249H246ZM12 251H13V250H12ZM29 251L31 252V250H29ZM33 251H34V250H33ZM38 251H40V250H38ZM48 251H50V250H48ZM66 251H67V249H66ZM71 251H72V250H71ZM158 251H159V250H158ZM164 251H167V250H164ZM176 251H177V250H176ZM188 251H189V250H188ZM216 251H217V250H216ZM231 251H233V250H231ZM231 251H230V252H231ZM251 251H252V250H251ZM257 251H258V250H257ZM261 251H262V250H261ZM0 252H1V251H0ZM17 252H18V251H17ZM20 252L22 253L21 250H20ZM36 252H37V251H36ZM41 252H42V250H41ZM59 252H60V251H59ZM59 252H58V253H59ZM85 252H86V251H85ZM85 252H84V253H85ZM91 252H93V251L91 250ZM131 252H132V251H131ZM143 252H144V251H143ZM149 252H150V250H149ZM149 252H148V253H149ZM155 252H156V251H155ZM201 252H202V251H201ZM222 252H223V251H222ZM252 252H253V251H252ZM258 252H259V251H258ZM18 253H19V252H18ZM23 253H24V252H23ZM28 253H29V252H28ZM47 253H48V252H47ZM52 253H53V251H52ZM94 253H95V252H94ZM94 253H93V254H94ZM132 253H133V252H132ZM136 253H137V252H136ZM161 253H162V251H161ZM176 253H177V252H176ZM206 253H207V252H206ZM206 253H205V254H206ZM224 253H225V252H224ZM233 253H234V252H233ZM245 253H247V252H245ZM245 253H244V254H245ZM15 254H16V252H15ZM15 254L13 253V255H15ZM33 254L35 255V254H37V253H33ZM59 254H61V253H59ZM71 254H72V253H71ZM95 254H96V253H95ZM130 254H131V253H130ZM167 254H169V253H167ZM171 254H172V253H171ZM171 254H170V255H171ZM187 254H189V253H187ZM198 254H199V253H198ZM236 254H237V253H236ZM254 254H255V253H254ZM261 254H262V253H261ZM0 255H1V253H0ZM5 255H6V254H5ZM13 255H11V256H13ZM16 255H17V254H16ZM16 255H15V259H17V258H16ZM72 255H73V254H72ZM81 255H82V254H81ZM98 255H99V251H98ZM102 255H103V254H102ZM106 255H107V254H106ZM200 255H201V254H200ZM208 255H209V254H208ZM218 255H219V254H218ZM257 255H258V254H257ZM257 255H256V256H257ZM3 256H4V254H3ZM17 256H18V255H17ZM20 256H22V255L20 254ZM20 256H19V258H20ZM23 256H24V255H23ZM41 256H42V255H40L39 257H41ZM63 256H64V255H63ZM63 256H62V257H63ZM65 256H66V254H65ZM92 256H93V255H92ZM115 256H116V255H115ZM121 256H122V255H121ZM145 256H147V255H145ZM159 256H160V255H159ZM209 256L212 258V261H211V262H213V264H221V262H220V260L218 259V257H216V256L213 255V254H211V255H209ZM250 256H251V255H250ZM261 256H262V255H261ZM24 257H25V256H24ZM32 257H33V256H32ZM48 257H49V255H48ZM78 257H79V256H78ZM80 257H81V256H80ZM103 257L107 258L108 263H110V260H111L110 256H103ZM139 257H140V256H139ZM149 257H150V256H149ZM173 257H174V256H173ZM175 257H176V256H175ZM190 257H191V256H190ZM230 257H231V256H230ZM246 257H247V256H246ZM0 258H1V260H0L1 262H0V263H1V264L5 263V260H4V258L2 257V255H1ZM21 258H22V257H21ZM25 258H27V257H25ZM182 258H183V257H182ZM203 258H204V256H203ZM205 258H206V257H205ZM226 258H227V257H226ZM2 259H3L4 262L2 261ZM5 259H6V258H5ZM13 259H14V258H13ZM31 259H32V258H31ZM54 259H55V258H54ZM71 259H72V258H71ZM88 259H89V258H88ZM125 259H126V258H125ZM142 259H143V258H142ZM170 259H171V258H170ZM184 259H185V258H184ZM223 259H224V258H223ZM228 259H231V258H228ZM235 259H237V258L235 257ZM50 260H51V259H50ZM50 260H49V261H50ZM52 260H53V259H52ZM65 260H67V258H66ZM84 260H86V259H84ZM151 260H152V259H151ZM160 260H161V259H160ZM209 260H210V259H209ZM209 260H208V261H209ZM224 260H225V259H224ZM237 260H238V259H237ZM259 260H260V259H259ZM262 260H263V259H262ZM12 261H14V260H11L10 263H11ZM23 261H24V260H23ZM42 261H44V260H42ZM82 261H83V260H82ZM101 261H102V260H101ZM152 261H153V260H152ZM154 261H155V260H154ZM170 261H171V260H170ZM170 261H169V262H170ZM228 261H229V260H228ZM239 261H240V260H239ZM2 262H3V263H2ZM19 262H20V260H19ZM28 262H29V261H28ZM78 262H79V261H78ZM83 262H84V261H83ZM115 262H116V261H115ZM123 262H124V261H123ZM130 262H131V261H130ZM130 262H129V263H130ZM177 262H178V261H177ZM177 262H176V263H177ZM192 262H193V261H192ZM195 262H196V261H195ZM222 262H224V261H222ZM225 262H226V261H225ZM236 262H237V261H236ZM244 262H245V261H244ZM248 262H249V260H248ZM250 262H251V261H250ZM12 263H13V262H12ZM14 263H15V261H14ZM17 263H18V262H17ZM23 263H24V262H22V264H23ZM59 263H61V262H59ZM81 263H82V262H81ZM108 263H107V264H108ZM118 263H119V262H118ZM166 263H167V262H166ZM181 263H182V262H181ZM198 263H199V262H198ZM231 263H232V262H231ZM255 263H257V262H255ZM67 264H68V263H67ZM89 264H90V263H89ZM91 264H92V263H91ZM112 264H113V263H112ZM131 264H132V263H131ZM142 264H143V263H142ZM144 264H145V262H144ZM154 264H165V260H161V261H159V262L157 261V262H155ZM187 264H188V263H187ZM193 264H194V263H193ZM196 264H197V263H196ZM234 264H235V263H234ZM246 264H247V263H246ZM260 264H261V263H260Z\"/></svg>",
  "mask_w": 264,
  "mask_h": 264
}]
</instances>
